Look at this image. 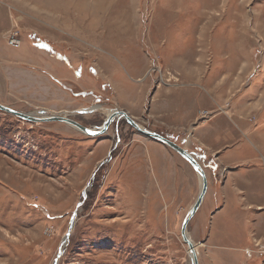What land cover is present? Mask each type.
Wrapping results in <instances>:
<instances>
[{"label": "rangeland", "instance_id": "obj_1", "mask_svg": "<svg viewBox=\"0 0 264 264\" xmlns=\"http://www.w3.org/2000/svg\"><path fill=\"white\" fill-rule=\"evenodd\" d=\"M0 103L93 128L123 109L212 154L199 128L221 116L243 145L230 171L258 177L264 204V0H0ZM197 158L210 192L188 233L204 260L223 174ZM199 191L125 118L90 137L0 109V264H54L71 225L58 264H192L182 225Z\"/></svg>", "mask_w": 264, "mask_h": 264}, {"label": "crops", "instance_id": "obj_2", "mask_svg": "<svg viewBox=\"0 0 264 264\" xmlns=\"http://www.w3.org/2000/svg\"><path fill=\"white\" fill-rule=\"evenodd\" d=\"M220 117H216L208 125L199 128L203 135L209 139V146L215 151H212L213 154L205 144H193V150L186 147L180 139L173 138L184 145L186 149L191 150L190 152L198 153L199 156L196 157L202 160L207 159L209 169L214 171L222 169L219 193L223 200V206L213 212L208 235L211 246L210 253L208 259H200L199 264H263L264 253L260 251V247L264 248V210H261L264 204L259 199V195L255 193L254 188L258 183V177L254 175L246 178L241 170L230 171L235 165L231 163L233 161L230 158L238 159L240 156L238 153L242 150L243 145L235 146L233 142H229L234 139V133L230 128H225L226 126L218 123ZM221 140L224 142L220 143ZM221 153L223 156L219 163L217 160ZM255 171L261 172L260 174L264 173V169L257 168ZM209 183L208 191L210 192ZM241 202H246L243 207L240 206ZM230 205L231 207H229ZM201 206L198 211L202 208ZM247 250L251 252H247Z\"/></svg>", "mask_w": 264, "mask_h": 264}, {"label": "water", "instance_id": "obj_3", "mask_svg": "<svg viewBox=\"0 0 264 264\" xmlns=\"http://www.w3.org/2000/svg\"><path fill=\"white\" fill-rule=\"evenodd\" d=\"M0 109L2 111L11 113L13 115H16L17 117L27 120L30 122H46V121H60V122H66L69 123L70 125L76 127L80 131L84 132L86 135L89 136H98L106 133L108 129L110 128L111 124L114 122L115 119H120V118H125L134 128H136L141 134L146 135L148 137H151L152 139H155L157 141L162 142L165 145H168L172 149H174L177 153H179L184 159H186L191 166L194 168V170L198 173V175L201 178V183H200V191L198 194V197L194 204L191 206L189 209L182 225V238L184 242L188 245L189 253L192 255V264H199L197 252H196V246L192 239L188 235V225L191 219L194 217L198 209L200 208L206 193L208 191V179L207 175L205 173V169L198 160V158L190 152L188 149H186L184 146L179 144L176 140L168 138L164 135H162L159 132L153 131L151 129H148L144 126H142L138 121H136L127 111L123 109H112L110 114L107 116L105 119L104 123L102 126L98 128H93V127H87L81 124L80 122L74 120L73 118H70L68 115L70 114H65L63 112L52 114L49 116H37L34 115L35 113L31 112H24L20 111L17 109H14L8 105L0 103ZM44 115V113H40ZM76 214V213H75ZM74 219V217H73ZM74 223V220L72 221ZM72 231V225L68 231V233L65 235L63 239V243L66 241V238H69L70 234ZM63 246V244H62ZM62 246L60 247V251L62 249ZM59 257V256H58ZM59 259L57 258L54 262V264H58Z\"/></svg>", "mask_w": 264, "mask_h": 264}, {"label": "bare ground", "instance_id": "obj_4", "mask_svg": "<svg viewBox=\"0 0 264 264\" xmlns=\"http://www.w3.org/2000/svg\"><path fill=\"white\" fill-rule=\"evenodd\" d=\"M111 112L109 111L108 113H107V115H109ZM53 114H56V113H53ZM34 115H37V116H49V115H52V114H46V115H40V114H34ZM69 117H70V115H68ZM71 118V117H70ZM37 122H39V121H37ZM47 122V121H46ZM66 123V122H65ZM69 124V123H68ZM79 130V129H78ZM89 136V135H88ZM146 136V135H145ZM90 137H92V136H90ZM206 173V172H205ZM207 175V174H206ZM198 177H199V179H200V183H201V178H200V176L198 175ZM208 179V178H207ZM208 182H209V180H208ZM207 194V193H206ZM206 197V196H205ZM204 202V201H203ZM196 215V214H195ZM188 233V232H187ZM188 235H189V233H188ZM189 237H190V235H189ZM67 240H68V238H66V241L63 243V246H62V249H61V251H60V254H59V257H58V259L62 256V254H63V252H64V247H65V245H66V243H67ZM195 244V243H194ZM195 246H196V244H195ZM189 250V249H188ZM196 252H197V256H198V260H199V255H198V250H197V246H196ZM190 254V253H189ZM190 258L192 259V255L190 254ZM199 262H200V260H199Z\"/></svg>", "mask_w": 264, "mask_h": 264}, {"label": "built area", "instance_id": "obj_5", "mask_svg": "<svg viewBox=\"0 0 264 264\" xmlns=\"http://www.w3.org/2000/svg\"><path fill=\"white\" fill-rule=\"evenodd\" d=\"M12 32H13V33H12ZM12 32H11V34H12V37H11V43H12V44H15V43H16L15 46H17V44L20 43V41H19V39H18V37H17V35H18V31H12ZM247 252H251V251L247 250ZM261 252L264 253V248H261ZM263 264H264V263H263Z\"/></svg>", "mask_w": 264, "mask_h": 264}]
</instances>
